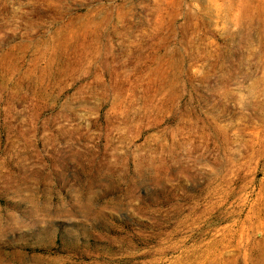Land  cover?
I'll return each mask as SVG.
<instances>
[{
  "label": "rangeland",
  "instance_id": "rangeland-1",
  "mask_svg": "<svg viewBox=\"0 0 264 264\" xmlns=\"http://www.w3.org/2000/svg\"><path fill=\"white\" fill-rule=\"evenodd\" d=\"M0 264H264V0H0Z\"/></svg>",
  "mask_w": 264,
  "mask_h": 264
}]
</instances>
